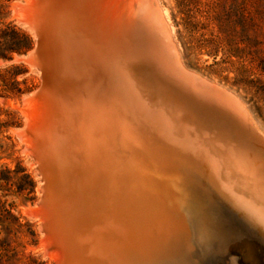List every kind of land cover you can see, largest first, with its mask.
I'll use <instances>...</instances> for the list:
<instances>
[{
  "label": "bare ground",
  "instance_id": "1",
  "mask_svg": "<svg viewBox=\"0 0 264 264\" xmlns=\"http://www.w3.org/2000/svg\"><path fill=\"white\" fill-rule=\"evenodd\" d=\"M135 1L25 0L24 4L14 5L17 21L29 27L33 19L39 27L41 59L45 58L44 71L48 75L45 84L57 87H52L51 96L41 91L23 98L26 127L16 133L24 144L23 151L39 164L43 184L47 180L51 192L61 189L55 196L48 195L49 202L54 201L50 205L54 207L53 223L59 242L44 235L41 240L45 253L54 247L57 252L52 258L63 264H171L172 259L181 263L188 245L184 236L178 239V205L188 203L182 197L190 199L188 186L197 185L192 208L202 220L203 231H214L222 240L237 236V240L229 239L228 245L242 241L244 247H251L249 253L254 249L264 254V161L247 160V165L241 156L236 157L239 148L227 149L222 144L225 137L204 125L199 117H194L197 126L190 127L186 115L181 114L186 108L179 98L166 91V99L155 100L142 89L139 69L133 62L122 58L110 64L112 59L107 55L113 54L111 33L119 30L114 15H123L118 9L121 7L131 17ZM155 3L170 35L165 15L157 0ZM137 11L146 19L143 10ZM136 22L141 24L140 20ZM135 46L130 44L140 53ZM114 51L120 56L124 53ZM48 54L53 56L52 61ZM128 55L125 51L126 59ZM35 69L41 82V71ZM242 105L247 120L264 141V133ZM111 114L125 142L132 145V164L138 157L146 171L152 169L149 171L158 178V184H144L145 190H153L161 198L175 191L180 204L178 200L175 207L155 203L152 196L113 186L114 180L108 188V181L102 183L101 171L119 161L122 153L109 149L106 132L100 136ZM193 163L201 165L205 179L195 176L194 170L190 172ZM206 178L213 183L214 192L206 185ZM96 186L103 189L98 196ZM107 197L111 198L108 204ZM202 197L216 207L214 215ZM44 208L39 205L25 211L42 219ZM48 212L47 208V218ZM170 212L177 214L171 217L173 221L168 220ZM230 263L237 264L236 259L230 257Z\"/></svg>",
  "mask_w": 264,
  "mask_h": 264
},
{
  "label": "rangeland",
  "instance_id": "2",
  "mask_svg": "<svg viewBox=\"0 0 264 264\" xmlns=\"http://www.w3.org/2000/svg\"><path fill=\"white\" fill-rule=\"evenodd\" d=\"M179 1L157 0L182 64L235 95L264 133V60L255 59L256 48L264 57V42L255 47L238 37L218 45L208 20V5L217 0H191V17L183 13ZM16 2L25 0H0V264H55L51 255L57 250L45 253L42 245V219L25 211L38 206L42 180L16 133L26 127L23 98L39 88L40 75L35 67L13 60L26 56L36 39L17 21ZM221 6L219 11L228 12L229 23L238 32L243 28L252 36L256 26L264 28V0H226Z\"/></svg>",
  "mask_w": 264,
  "mask_h": 264
},
{
  "label": "water",
  "instance_id": "3",
  "mask_svg": "<svg viewBox=\"0 0 264 264\" xmlns=\"http://www.w3.org/2000/svg\"><path fill=\"white\" fill-rule=\"evenodd\" d=\"M118 9L123 12V15L119 16L117 13L114 15V19L117 23L116 26L119 24V30L115 31V34L111 33L112 39L109 44H111L113 54L111 53V57L109 54L107 55L112 59L110 64H115L114 60H116V62H121L122 58L124 62H133L139 69L137 71V77L142 81V89L149 95H152L155 100H158V98L163 100L166 99L165 93L168 91L179 98L183 103L181 106L186 108L181 110V114L186 115L188 120L187 123L190 127L193 125L197 126L194 117H199L204 125L219 131L226 140L230 141L228 144L225 143L226 140H223L222 142L227 149L233 150L234 148H239L236 157L241 156L243 162L246 163L248 160L261 163V161H264V141L247 120L241 101L223 87L203 79L188 70L182 64L172 42L171 35L166 32L168 26L164 22L155 0H136L132 8L133 12L131 13V17H129L126 11L121 10V7H118ZM137 9H141L147 14L146 19L142 17L140 12L138 13ZM126 10L128 11V8ZM123 19H128L130 25L128 23L129 21L126 22V20L124 21ZM136 20H140L141 24L140 22H136ZM29 23V27H31L36 34L34 46L26 56L15 57L13 60L22 61L27 64L32 63L35 68H38L41 71V82L39 88L35 92L45 91L51 96L52 87L54 89L57 87L52 85L51 88H48L47 84H45V79L48 75L46 70L44 71L43 60H45V58L41 59L40 53L42 42L41 32L33 19H30ZM118 31L121 35L117 33ZM129 43L137 45L135 47L140 53H137L136 50L133 51V48L130 47ZM116 49H119L120 52L124 51V53L127 51L129 57L126 59L124 53L120 56L121 53L119 54L117 51H114ZM48 56L51 57L49 54ZM52 57L50 58L51 61ZM33 61H35V64H33ZM60 93L62 94V92ZM58 96L60 97L61 95ZM115 118V115L111 114L105 119V129L100 136L102 137V134L106 132V138H108L106 141L107 144L109 143V149L122 153L119 155V161L114 162L111 165L109 164L107 169L105 168L101 171V175H103L102 183L108 181L107 188L110 186L109 184L113 183V186H118V188H130L137 193L152 196L153 198L151 199H153L155 203L161 201L165 206L170 204V206L175 207L176 201L179 199V196L175 194V191L173 195H163L165 197H162L164 198L162 199L157 192H153V190L152 192L145 190V187L143 186L144 184H147L148 182H151L153 185L158 184L155 182L158 178L157 176L155 177V175H152V172L149 171L152 169L149 168L146 171L145 166L138 160V157H135L136 163L132 164V161L134 160V158H132L134 150H130L129 146L132 147V145L125 142V138L123 137L118 124L113 122V119ZM108 124L110 128L107 127ZM16 137L18 138L17 135ZM123 144H127L128 146L123 148ZM156 146H158V144H156ZM109 154L110 151L108 152V155ZM101 155L104 156L105 154L101 153ZM32 157L35 161V157L33 155ZM141 158L145 159L143 155ZM193 170L195 176L202 175L201 179H205L206 173L199 163H193L190 167V172L193 173ZM195 170H199L200 173ZM35 171L40 175L42 180L41 170L39 169L38 163H36ZM121 171L124 173L120 174ZM149 174H151L154 179H152ZM148 178L151 180L148 181ZM208 178H206L207 181L205 180L207 183L206 185H209L211 192H214L215 188L211 185L213 183H210ZM112 180H114L113 183ZM118 180H121L120 183H118ZM152 180H154L155 183ZM180 184L181 183L178 182V185ZM47 185V180L44 184L42 181V186L40 188L41 196L38 201V206L43 205L45 207L43 209L42 215L44 216H42L40 230H42L50 239L54 240L55 243H58L59 240L57 235L59 233L54 229V227L56 228V225L53 223L52 215L54 207L50 205L51 203H54V201H51L50 203L48 195L50 193L52 196H55V193L59 192L61 189L51 192L48 187L49 185ZM196 186H188L190 199L185 198L183 195L182 199L184 202H188L187 204L182 205L179 203V200L177 201V205L180 204L178 206H180L179 210L181 215L177 217V214H174V212H170L171 216L168 215V220H172L171 217L176 216L180 225V235L178 234V239L184 236L188 245L187 256L185 260L183 259V262H195L196 264H231L230 257H234L237 264H264V254H261L259 251V253H257L254 249L249 253L248 251L251 247H244V244L241 243L242 241H237L236 243L228 245L229 239L237 240L239 237L230 236L228 240H222L221 238H218V235H216L214 231L206 232L205 229L203 231L202 220L197 217L192 208V204H194L192 196H196V189H198ZM95 190L97 196L100 195V192L102 194L103 189L101 186H96ZM110 199V197L105 198L107 204ZM114 200L117 201L116 199ZM202 201L208 208L207 210L214 215L216 213V207L210 202L206 203L204 197H202ZM45 205L48 208V213H50V215L48 214V218L45 215V212L47 214V208ZM161 217L158 218L155 224L151 225V227L156 225ZM136 244L140 245L141 241L136 242ZM62 259L63 257H61V260ZM55 264H63V262L59 261Z\"/></svg>",
  "mask_w": 264,
  "mask_h": 264
},
{
  "label": "trees",
  "instance_id": "4",
  "mask_svg": "<svg viewBox=\"0 0 264 264\" xmlns=\"http://www.w3.org/2000/svg\"><path fill=\"white\" fill-rule=\"evenodd\" d=\"M226 0H217L214 2H210L208 5V20L214 25L211 30V35L216 39V44H229L232 43L235 38L241 37L243 40H250L254 42L255 47L262 44L264 42V28L260 26H256L253 30L252 36L246 34L245 29H241L238 32L235 29L233 24H230V19L228 17V12L225 10H220V8H224L221 4H225ZM179 5L182 6L183 13H185L188 17H191L193 14V10H191V0H180ZM218 10V11H216ZM261 50L255 49V59L264 60V57L261 56Z\"/></svg>",
  "mask_w": 264,
  "mask_h": 264
}]
</instances>
